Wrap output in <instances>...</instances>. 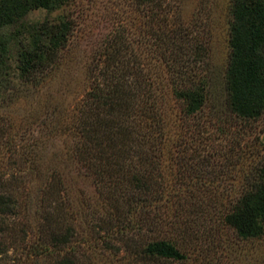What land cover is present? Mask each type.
<instances>
[{
	"label": "trees",
	"instance_id": "1",
	"mask_svg": "<svg viewBox=\"0 0 264 264\" xmlns=\"http://www.w3.org/2000/svg\"><path fill=\"white\" fill-rule=\"evenodd\" d=\"M74 1L0 0V101L33 96L49 87L80 26L68 16L47 17L21 36L9 28L31 10L52 12ZM180 2L125 0V7L116 8L113 27L90 52L85 72L89 86L68 115L69 125L53 127L75 138L72 159L91 175L96 192L116 202L122 197L125 209L115 218L116 235L113 241L105 240L102 249L122 253L125 264L184 263L185 247L193 237L189 213L203 204L196 192L213 187V181L184 176L197 171L196 165L183 160L185 141L176 144L175 152L170 145L161 80L151 67L153 62L164 72L184 121L205 111L197 126L218 120V111L206 110L207 32L199 38L200 27L181 15ZM229 12L225 110L251 123L264 112V0H229ZM11 57L16 62L14 77L8 65ZM247 173L220 216L241 238L263 232L264 152ZM44 179L42 188L27 193L42 194V206L27 215L19 211L13 195L14 180L0 182V264H25L30 258L33 264H96L91 251L80 250L74 242L75 214L63 207L68 199L62 175L52 170ZM167 205L174 209L172 218L158 211ZM25 224L36 233L27 250L19 234H25ZM11 249L19 254L9 255Z\"/></svg>",
	"mask_w": 264,
	"mask_h": 264
},
{
	"label": "rangeland",
	"instance_id": "2",
	"mask_svg": "<svg viewBox=\"0 0 264 264\" xmlns=\"http://www.w3.org/2000/svg\"><path fill=\"white\" fill-rule=\"evenodd\" d=\"M124 1L75 0L52 12L43 8L29 11L9 28V32L21 36L47 17L63 19L68 16L79 22V31L69 45L64 63L49 80V87L44 86L33 96H19L10 102L0 101V182L14 180L13 186L17 189L13 195L19 211L33 214L42 206V194L27 193H35L44 186L46 173L52 170L59 172L68 199V204L64 203L63 207L75 214L72 221L74 242L80 250L91 251L96 264H125L127 261L122 253L116 256L102 249L104 241L110 237L113 241L116 235L115 218L125 209L122 197L116 202L107 194L96 192L91 175L85 173L81 162L72 159L75 138L64 129L55 130L53 127L57 124L69 125L73 108L89 86L85 72L90 52L113 27L116 19L114 11L125 7ZM180 4L181 15L200 27L199 38L207 37L209 102L206 110L212 108L220 116L207 127L197 126L204 121L206 111L184 121L170 85L162 78L164 72L151 63L161 80L159 93L168 115L170 145L174 151L176 144L185 141L187 147L183 160L188 165H196L192 168L197 171H190L184 176L213 181L210 191H195L200 194L199 202L203 204L199 210L189 213L194 221L190 225L193 237L185 247L188 250L187 260L171 264H264V220L263 232L250 238L238 237L220 221L221 213L238 194L247 171L264 152V112L257 120L246 123L225 110L229 0H181ZM8 65L11 76H16L14 57L8 60ZM178 154L183 155V152ZM163 210L168 218L173 217L171 205L160 206L158 211ZM136 216L135 213L133 218ZM104 219L110 220L111 224L105 223ZM23 228L25 234L19 233L24 240L21 246L26 245L27 250L36 233L26 224ZM15 254L19 251L11 249L9 255ZM30 259H26L25 264H33Z\"/></svg>",
	"mask_w": 264,
	"mask_h": 264
}]
</instances>
